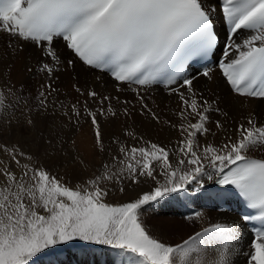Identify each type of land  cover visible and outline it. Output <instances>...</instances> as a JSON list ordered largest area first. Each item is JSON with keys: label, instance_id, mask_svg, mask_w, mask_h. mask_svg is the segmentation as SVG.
I'll list each match as a JSON object with an SVG mask.
<instances>
[{"label": "snow or ice", "instance_id": "1", "mask_svg": "<svg viewBox=\"0 0 264 264\" xmlns=\"http://www.w3.org/2000/svg\"><path fill=\"white\" fill-rule=\"evenodd\" d=\"M0 31L31 42L40 51L37 71L44 74L46 83L27 108L26 126L34 128L35 118L46 116L73 126L87 120L95 147L103 153L99 118L129 120L139 105L140 115L159 124L160 117L145 102L143 91L163 84L179 99V110L174 113L179 123H164L181 137L175 149L147 141L146 146L129 147L120 137H112L118 148L111 160L125 166L130 184L143 180L155 185L119 204L105 202L110 185L122 182L120 172L111 165L103 164L102 172L73 188L18 145L0 144V264H37L41 257L58 253L59 246L71 242L106 246L113 251L114 264H235L234 257L239 256L245 257L246 264H264V123L249 112L229 134V113L193 86L199 76L212 81L213 69L204 67L186 75L191 62L204 61L217 49L222 53L217 57L219 72L237 102L248 107L253 99L264 100V0H216L215 5L205 0H0ZM245 32L248 35L238 43ZM221 34L224 42L217 48ZM57 38L85 66L107 71L116 92L131 91L135 99L101 96L73 85L85 97L82 105L77 101L66 107L50 100L57 92L53 77L65 64L54 47ZM73 65V59L66 61L68 69ZM8 94L14 95L11 88L7 93L0 89V112L22 99L13 104ZM113 99L120 108L112 104ZM89 100L99 106L93 110ZM213 112L224 122L211 121ZM218 132L226 137L220 145L199 142L200 137ZM122 135L138 142L143 139L128 128ZM41 139L46 152H55L62 143L54 136L41 134ZM250 153L262 155L257 158ZM158 176L164 177L163 183ZM206 181L222 186L224 191L217 192V197L236 196L245 209L257 210V214L245 211L239 223H215L175 245L149 235L141 220L145 206L173 194L187 199L200 190L207 192ZM118 191L124 193L125 188ZM187 219L199 220L202 214ZM253 221L260 227H253L245 251L242 227ZM48 264L61 262L49 260Z\"/></svg>", "mask_w": 264, "mask_h": 264}, {"label": "bare ground", "instance_id": "2", "mask_svg": "<svg viewBox=\"0 0 264 264\" xmlns=\"http://www.w3.org/2000/svg\"><path fill=\"white\" fill-rule=\"evenodd\" d=\"M205 3L215 5L216 0H205ZM2 36H6L10 40L7 44L5 43L0 45V89H3L1 85L13 82L15 90H18L19 88L24 90L25 88L30 87L34 92L38 86L46 83L44 74L38 73L37 71L38 62L41 60L39 49L31 42H26L23 39H18L15 37L10 38L11 36H9L7 33L0 31V38ZM57 39L58 41L55 42L54 47L60 55L61 60L64 61L65 64L62 65L61 71L55 73V76H58L59 79H55V76L53 77V87L57 89V92L53 93L52 97H49L50 100L62 102L66 107L73 103H77V101H79V104L82 105L85 97L79 95L75 91L73 85L80 87L82 91L93 89L100 93L101 96L111 95L115 97L118 95L120 96L121 100L135 99V94L131 91L120 93L116 92L114 87L115 82L112 79H110L104 73L85 66L66 48L62 39ZM59 40H61V43ZM9 44H11L10 48ZM13 49H15V51H13ZM71 58H75V64L71 69H68L66 66V61ZM74 68L78 70V73L81 74V76L74 74ZM29 69H32V71H29ZM15 79H17L16 82ZM23 86H25V88ZM193 86L198 92L203 93L205 98L209 99L210 101H217V106L229 113V120L226 124V127L229 128V134L234 131L235 127L239 123L244 122V117H246L249 112H253L256 115L259 123H264V100L253 99L248 104V107H244L242 102H237V98L229 91L227 84L218 74V72L214 71L212 81H208L203 76H199L196 80H194ZM124 87L127 88V85ZM23 90L21 92H23ZM150 92L156 95L150 96L149 98L145 97V102L148 104L149 108H151L152 111L157 113V115L160 117L159 124L154 123L149 116L140 115L139 105L136 106L137 111L132 119L125 120L121 118L119 120L108 121L110 122L109 133L111 134V139L109 138L111 142L108 144V146H110L111 152L108 153L110 155L106 161L113 165L112 167L116 168L120 172L121 177H124L123 180H125L124 183H122V186L125 188V192L121 199L117 201V203H124L125 201L127 202L131 199H134V194L130 193L128 187L127 171L125 166L111 160V154H115L118 148V145L112 142V137H120L121 142L129 147H131L130 144H133L136 147L146 146L145 142L147 141L151 143H157L168 149L177 148L178 141L181 139L177 129L171 128L168 124L164 123V121H169L172 124L179 123L178 117L174 115V113L179 110L178 97L174 94H169L165 87L157 85L151 86L147 91H143V95H147ZM28 93L29 92H23L20 96L14 97V100L9 99V101L15 104L17 99L22 97L17 106L9 107L6 112H0L1 141H10V137L11 139L15 137V142L21 144V136L26 126L23 123L25 120V114L27 113V108L32 106L35 102L34 98H29ZM9 96L12 97L11 95ZM24 101H27L28 103L25 104ZM112 104L117 108L121 107V105L118 104L115 99L112 100ZM88 105L93 110L99 106L95 101L91 100H89ZM100 118L104 119L103 117ZM210 120L213 122L216 120H221L224 122V118L216 112L210 113ZM59 121V118L54 119L51 116L35 118V127L46 128L53 123H55L54 126H56V123ZM81 121L88 122L84 119H81ZM12 126L14 127V131L10 130V127ZM208 126L212 128L213 131H217L215 129L214 123H210ZM125 128L134 130L136 135L138 137H142L143 139L138 142L132 138L124 137L122 135V131ZM29 136L31 137V135ZM225 139V135L222 132H218L216 136L209 134L207 137H200L199 142L202 145L205 143L220 145ZM28 142L29 143L26 144V148L32 152L39 155L42 153H49V150L46 152V150H41L39 148L40 146H34L31 141ZM95 152L100 154L97 149ZM206 170L211 171V169ZM157 178L161 181V183L164 182L163 176H158ZM140 184L142 185L141 187L143 192L151 191V189L155 186L152 181L145 183L142 180ZM210 185H212V183L206 181L205 186L209 187ZM192 189L193 186L189 185V193H192ZM217 205V200H211L209 197L203 196L201 192L192 193L187 199H185L182 195L173 194V196L165 197L162 200L145 206L141 212V220L144 223L146 230L149 232V235H151L153 238L159 239L166 244L175 245L181 243L195 232L202 231L204 228L215 223L240 222L238 214L235 211L218 210L216 207ZM188 211H194V213L189 215L187 213ZM197 212L202 214V219L191 220L192 222L196 223L194 227H191V232L188 234L187 230L188 227L190 229V226L187 225V222L190 220H188L187 217L194 216ZM185 214L187 217H184ZM184 219H186V221ZM153 220L161 223H154ZM177 226H179V229L178 232H175V230H177L175 229ZM181 227L184 228L182 229ZM242 234L244 239L242 241L241 247L243 250L248 251V245L251 241V237L247 233L245 227H242ZM234 259L235 264H246L245 257L243 256L234 257ZM49 260H59L61 264H114L115 257L113 255V251L106 246L91 245L90 247L70 246L67 248V250H63V252L60 251L50 256L41 257V260L37 261V264H48Z\"/></svg>", "mask_w": 264, "mask_h": 264}, {"label": "rangeland", "instance_id": "3", "mask_svg": "<svg viewBox=\"0 0 264 264\" xmlns=\"http://www.w3.org/2000/svg\"><path fill=\"white\" fill-rule=\"evenodd\" d=\"M10 38H12V36ZM9 40L10 39L8 37L2 36L0 38V45L5 44V43L7 44L9 42ZM56 41H58V39ZM59 41L61 43V40H59ZM73 60H74V64H75V58ZM74 69H73L74 74H76L77 76H79V75L81 76V74L78 73V70H76V68H74ZM16 80L17 79H15V82H16ZM1 86L3 87V89L6 93H7L8 88L12 89V93H14V95L8 94V99H13V100H14V97L20 96L23 92L24 93L29 92L28 93L29 98H35L37 95V90L40 89V86H38V88L35 89L33 92L30 87L25 88V86H23L25 88L24 90L22 88L15 90L13 82H10L8 84L1 85ZM22 90H23V92H21ZM9 95H11L12 97H10ZM154 95H156V94H153L150 92L149 94L144 95V96L149 98L150 96H154ZM99 119H100V123L102 126L104 144H105V151L102 154H101V152H100V154L95 152L96 147H95V143H94V133H93V129H92L90 123L89 122H82V121H80V123L78 125H75V126L68 123L67 121H61V120L58 123H56V126H54L55 123H53L52 125H50L46 128H39V127L33 128V127L25 126V128L23 130V134L21 136V141H22L21 144L16 143L15 137H13V136H12L13 139H11V137H10V141H4L3 142L0 140V144H7V145L9 144V146L15 144V145H18V147L20 149H22L23 151L31 153L33 156L35 155L34 157H35L37 164L46 168L52 175H55L58 178H60L62 180V183H65L69 187L74 188L75 186L84 183L88 179L93 178L96 174L102 172L103 169L101 166L103 164H106V163L109 164V162L106 160H107V158H109V155H110L108 153L111 152V148H110V146H108V144L111 142V140H110L111 134L109 133L110 122L104 121V119H101V118H99ZM10 130L14 131V127L13 126L10 127ZM41 134H43L44 137L54 136V138H57L58 141L62 142V143L59 144L58 149L55 152H53L51 149H48L49 150L48 154L42 153L39 155V154L32 152L28 148H26V144L29 143L28 141H31V143L34 146H40L39 148L41 150H45V145H44L43 140L41 139ZM29 135H31V137ZM130 146H134V145L130 144ZM29 151H31V152H29ZM106 151H108V152H106ZM250 155L261 156L262 154L261 153H250ZM52 158H54V159H52ZM109 165H111V164H109ZM112 166L113 165H111V167ZM112 168L114 170H117L114 167H112ZM70 169H71V171H70ZM16 171L19 172L18 169H16ZM123 178L124 177L122 176V182L116 183L114 185H110V195L106 198L105 202L111 203V204H119L120 203V202L117 203V201H119L121 199V197L124 193H120L118 191V188L124 187V186H122V183H124V181H125V180H123ZM127 182H128V187H129L130 193L134 194L133 195L134 199L136 197H138V195L144 193L142 190L141 184L132 185V184H130L129 180ZM193 213H194V211H193ZM184 220L186 221V219H184ZM153 221H154V223H157V224L161 223V222H158L156 220H153ZM195 223L196 222H192V221L187 222V225L190 226V229L188 227V230H187L188 234H190L191 227H194ZM178 227L179 226H177V228H175V229H177V230H175V232L176 231L178 232V229H179ZM70 246L90 247L91 245L86 244L84 242H71L69 245H62L59 247L61 248V251L63 252V250L64 251H65V249L67 250V248ZM95 246H98V245H95Z\"/></svg>", "mask_w": 264, "mask_h": 264}]
</instances>
